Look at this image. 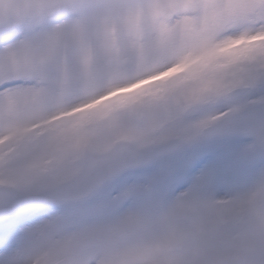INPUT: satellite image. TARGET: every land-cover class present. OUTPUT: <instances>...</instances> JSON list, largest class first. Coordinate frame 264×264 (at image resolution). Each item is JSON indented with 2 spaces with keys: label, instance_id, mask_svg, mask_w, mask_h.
Returning <instances> with one entry per match:
<instances>
[{
  "label": "snow or ice",
  "instance_id": "6c2138e0",
  "mask_svg": "<svg viewBox=\"0 0 264 264\" xmlns=\"http://www.w3.org/2000/svg\"><path fill=\"white\" fill-rule=\"evenodd\" d=\"M0 264H264V0H0Z\"/></svg>",
  "mask_w": 264,
  "mask_h": 264
}]
</instances>
